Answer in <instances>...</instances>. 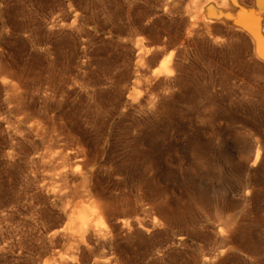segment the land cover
I'll return each instance as SVG.
<instances>
[{"label":"rangeland","instance_id":"1","mask_svg":"<svg viewBox=\"0 0 264 264\" xmlns=\"http://www.w3.org/2000/svg\"><path fill=\"white\" fill-rule=\"evenodd\" d=\"M210 7L0 0V264H264V156L251 166L237 144L264 146V61L232 17L206 25ZM163 46L183 60L166 103ZM84 164L118 247L61 219L85 197H59L58 172Z\"/></svg>","mask_w":264,"mask_h":264},{"label":"bare ground","instance_id":"2","mask_svg":"<svg viewBox=\"0 0 264 264\" xmlns=\"http://www.w3.org/2000/svg\"><path fill=\"white\" fill-rule=\"evenodd\" d=\"M223 9L210 7L208 15L205 18V24L210 25L217 20H223L224 17L233 18L239 29L247 32L253 42V52L257 59L264 61V0H253L255 9H246L240 5V0H219ZM237 9L234 15L224 8ZM152 47L144 48L141 46L136 53L138 61L144 59L145 55L151 53ZM180 49L177 47L169 51L168 46L160 47L154 51V60L164 56L167 52L170 54L172 61L171 66L166 63L160 64V70L155 74L156 80L163 87L164 92L160 96L161 102H167L175 94L176 88L180 82L182 59L179 57ZM10 80V79H7ZM138 105L146 102L145 96L134 99ZM159 101V100H158ZM151 100L149 109L155 112L158 109L159 102ZM160 102V103H161ZM239 151L250 158V165L256 166L264 156V146L257 140L240 139L238 142ZM68 156V155H67ZM226 159V158H225ZM59 180L62 182V188L58 191L59 197H64L73 191L75 195H82L85 200L79 204L67 206L61 211V219L66 220V230L70 236L80 234L85 237L96 239L103 245H109L111 248L119 246V243L110 235H102L97 225L102 221L104 215L108 212V206L103 201L94 198L88 190L89 169L86 164L82 171L71 170L64 166L58 172ZM249 189L246 190V193Z\"/></svg>","mask_w":264,"mask_h":264}]
</instances>
